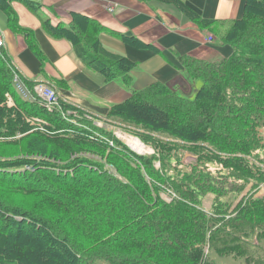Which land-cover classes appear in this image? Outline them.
I'll list each match as a JSON object with an SVG mask.
<instances>
[{
  "label": "trees",
  "instance_id": "1",
  "mask_svg": "<svg viewBox=\"0 0 264 264\" xmlns=\"http://www.w3.org/2000/svg\"><path fill=\"white\" fill-rule=\"evenodd\" d=\"M14 1L37 9L33 0L0 7ZM156 1L217 29L182 0ZM245 1L243 17L220 37L234 49L229 58L179 56L186 78L200 85L194 97L156 83L111 107L106 125L153 148L150 155L73 105L50 113L24 100L0 52V264H217L216 256L264 264V197L256 196L264 187V0ZM44 27L106 83L132 90L137 63L103 47L96 20L75 13L69 27ZM24 83L33 92L35 83ZM186 154L196 161L184 163Z\"/></svg>",
  "mask_w": 264,
  "mask_h": 264
},
{
  "label": "crops",
  "instance_id": "2",
  "mask_svg": "<svg viewBox=\"0 0 264 264\" xmlns=\"http://www.w3.org/2000/svg\"><path fill=\"white\" fill-rule=\"evenodd\" d=\"M33 1L37 3L35 11L20 1L10 3L8 10L0 7L6 56L24 79L53 86L60 103L73 105L102 122L107 121L113 105L156 83L176 86L183 95V85L190 84L197 92L200 85L186 78L179 56L210 62L229 58L234 49L220 37L243 17L246 5L245 0H182L204 20L216 22L213 32L202 30L176 6L156 0ZM111 5H117L114 12L108 9ZM75 13L96 20L105 29L99 39L106 50L137 63L132 90L117 81L106 83L81 61L69 40L55 38L44 27L46 21L54 27H69ZM209 35L215 38L214 43L207 41ZM120 36L135 37L161 53L127 44Z\"/></svg>",
  "mask_w": 264,
  "mask_h": 264
},
{
  "label": "built area",
  "instance_id": "3",
  "mask_svg": "<svg viewBox=\"0 0 264 264\" xmlns=\"http://www.w3.org/2000/svg\"><path fill=\"white\" fill-rule=\"evenodd\" d=\"M117 5H111L108 7L110 12H114ZM207 41L209 43H214L215 38L212 35L208 36ZM5 47V38H4V32L0 28V52H4ZM12 65V63H11ZM12 71L14 73V84L17 92L19 95L24 99L31 102H37L40 106L44 107L48 112L54 113L56 110H58L60 106V96L56 89L49 85V84H36L33 88V92H31L26 84L24 83V78L21 75V73L12 65ZM10 98V106H14L13 97L9 94ZM76 116V111H69L67 112L66 116L69 118L70 116ZM85 117L89 120L94 121V118L91 115L85 114ZM37 122H41L43 124H46L42 120L35 119ZM96 126L103 128L105 127L104 122L102 121H95ZM120 133V132H119ZM118 135V133H117ZM112 144V143H111ZM169 196L164 195L165 200L171 201V198Z\"/></svg>",
  "mask_w": 264,
  "mask_h": 264
},
{
  "label": "rangeland",
  "instance_id": "4",
  "mask_svg": "<svg viewBox=\"0 0 264 264\" xmlns=\"http://www.w3.org/2000/svg\"><path fill=\"white\" fill-rule=\"evenodd\" d=\"M191 85L190 84H187V85H183V91L185 92L184 94L185 95H194L196 92V89H195V87L193 86L192 87V89H191V87H190ZM12 97H13V95L11 94V93H9ZM9 94H6V98H7V101H6V103H7V105L8 106H10L9 105V103H10V98H9ZM190 98H192V97H190ZM13 103H15V101H14V97H13V102H12V104ZM10 107H13V106H10ZM43 121V120H42ZM37 122V121H36ZM44 122V121H43ZM37 123H40V124H42L41 122H37ZM105 124V126H107L106 125V123H104ZM115 126H117V125H114V124H110V125H108L107 126V128H109V129H112L113 131H114V135L118 138V139H120L123 143H125L122 139H121V137L119 136V134L120 133H126L124 130H121L120 128H118V127H115ZM120 132V133H119ZM117 133H118V135H117ZM126 134H128V133H126ZM129 135H131V134H129ZM133 136V135H132ZM263 136H264V132H263ZM126 144V143H125ZM127 145V144H126ZM128 147H130L129 145H127ZM131 148V147H130ZM132 149V148H131ZM153 149V148H152ZM133 150V149H132ZM134 152H136L135 150H133ZM137 154H139V155H150V154H153L154 153V149H153V151L152 152H142V153H138V152H136ZM196 161V157L195 156H193V155H191V154H186V156H185V158H184V163H186V164H191V163H194ZM112 171H113V173L114 174H116V172L114 171V169L112 168ZM257 197H264V187H262V189L260 190V192L256 195ZM164 197V196H163ZM169 198V197H168ZM212 202H213V197L212 196H210V197H208L206 200H205V202H204V207H205V209H207V210H210L211 209V207H212ZM215 260H216V262H217V264H244V260H242V259H236V258H232V257H219V256H216L215 257Z\"/></svg>",
  "mask_w": 264,
  "mask_h": 264
},
{
  "label": "bare ground",
  "instance_id": "5",
  "mask_svg": "<svg viewBox=\"0 0 264 264\" xmlns=\"http://www.w3.org/2000/svg\"><path fill=\"white\" fill-rule=\"evenodd\" d=\"M119 136L127 145L138 153L153 151L151 147L145 145L142 141L132 135L120 133Z\"/></svg>",
  "mask_w": 264,
  "mask_h": 264
}]
</instances>
